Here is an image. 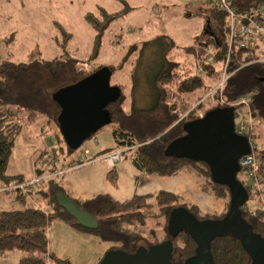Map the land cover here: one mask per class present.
<instances>
[{
    "label": "trees",
    "instance_id": "obj_1",
    "mask_svg": "<svg viewBox=\"0 0 264 264\" xmlns=\"http://www.w3.org/2000/svg\"><path fill=\"white\" fill-rule=\"evenodd\" d=\"M200 3L198 12L207 19L204 38H198L194 45L183 48L176 55L171 48L164 52L162 66L154 78V106L144 110L133 109L128 113L123 107L124 90L121 85L117 86L122 89L120 100L107 108L109 125L114 124L112 134L116 146L100 155L121 152V160L128 158L138 168L139 183L144 182L147 176L169 177L186 169L203 180L206 190L226 201L225 212L217 217L204 216L195 204H187L176 194L167 191H160L155 197L136 195L125 202H119L105 193L90 199L77 197L57 179L63 171L60 172L57 161L52 159L53 166L47 173L49 177L42 180L46 189L39 190L40 197L47 201L49 208L43 209L26 203L24 210L0 212V257L18 252L22 254L19 264H72L69 260L58 258L49 250L48 229L54 221L61 220L77 232L110 243L109 251L121 249L134 254L139 247L149 249L151 245L170 240L174 246L172 264H182L195 255L197 245L184 232L175 238L169 235L171 210L183 206L200 220H217L227 216L231 200L230 190L213 182L209 166L204 162L179 160L166 155L171 142L185 135L184 125L198 120L199 110H212L216 96L210 101L201 100L221 81L225 59L229 54L225 37L228 32L227 14L217 6L203 10L204 0H200ZM232 3L241 12L264 7V0H232ZM99 8V12L85 16L95 32L93 55H98L107 30L122 15L118 11L110 13L106 8ZM63 36L66 41L71 40L73 34L63 31ZM14 37L15 34L7 41H13ZM206 49L211 50L213 57L210 61L206 60ZM67 56L46 60L37 47L29 53L25 62L0 63V180L9 182L16 178L8 176L6 170L15 142L23 128L10 107L23 109L31 117H44L48 124L54 125L59 131L61 107L57 97L63 90L93 76L91 72L78 67L75 57ZM259 57L258 48L233 47L231 65L228 68L231 77L225 82L223 95L227 103L234 104L240 97L252 94V114L261 120L259 126H264V61H259ZM93 58L95 57L92 56L91 59ZM123 66L124 64L117 67L107 66L100 70L109 69L113 73ZM197 102L201 104L198 105ZM256 128L254 136L258 141L256 135L259 129ZM95 143L97 144V139ZM88 149L89 147L86 150ZM257 150L259 151V147ZM68 151L73 153L76 150L68 146ZM259 152L264 157V150L260 149ZM115 166L107 174V179L113 184L118 182ZM262 168L264 169V165ZM239 174L238 179L242 183ZM262 182L264 183V178ZM22 183L23 180L18 178L17 184ZM25 191L27 192L10 188L7 193H14L15 199L24 203L29 198L27 195H31L28 188ZM59 194L65 195L81 210L94 215L99 228L87 230L78 224L59 206ZM242 214L254 231L264 239V212L257 209L250 214L242 209ZM212 256L216 264H251L242 244L230 235L218 238L212 243Z\"/></svg>",
    "mask_w": 264,
    "mask_h": 264
},
{
    "label": "rangeland",
    "instance_id": "obj_2",
    "mask_svg": "<svg viewBox=\"0 0 264 264\" xmlns=\"http://www.w3.org/2000/svg\"><path fill=\"white\" fill-rule=\"evenodd\" d=\"M200 6V0H0V63L25 62L29 53L39 47L46 60L67 55L75 57L78 67L93 76L102 71V67L124 64L111 75V86L121 85L124 90V110L131 113L133 109H150L154 106L156 92L154 78L162 66L164 52L171 48L176 55L183 48L194 45L198 38H204L207 19L198 12ZM99 7L122 15L107 30L98 55H93L95 32L85 16L99 12ZM63 31L72 33V39L65 41ZM14 34L13 41L8 42ZM92 56L95 58L91 59ZM10 110L23 128L6 170L8 176L16 178L9 182L0 180V184L12 187L21 178L22 185L28 184L31 198L41 205H46L47 201L40 197L39 190L46 189L42 180L49 177L52 159L57 161L62 172L70 165L69 160L88 147H94L95 139L100 140L99 145L115 147L114 124L99 130L78 150L69 153L60 130L48 124L44 117H31L18 107H10ZM258 129L256 137L260 151L264 150V126H258ZM123 160L131 164L130 159ZM67 176L61 173L57 179L69 189ZM74 178L78 179V172ZM118 179L122 180L125 193L131 191L133 197L139 193H150L155 197L164 189L181 195L187 204H195L204 216L217 217L225 212L226 201L206 190L203 180L186 169L169 177L147 176L142 183L136 180V186L132 188L126 174L122 173ZM31 182L33 185L29 186ZM111 184L119 189L118 184ZM115 189L112 192L117 195ZM120 195L124 196V193ZM1 197L0 207L4 208L8 204L24 210L26 203L31 202V198L24 203L16 200L14 193L0 192ZM3 204L6 205L1 206ZM252 206L259 209L255 197ZM21 257L18 252L8 253L0 257V264H19Z\"/></svg>",
    "mask_w": 264,
    "mask_h": 264
},
{
    "label": "water",
    "instance_id": "obj_3",
    "mask_svg": "<svg viewBox=\"0 0 264 264\" xmlns=\"http://www.w3.org/2000/svg\"><path fill=\"white\" fill-rule=\"evenodd\" d=\"M111 71L102 70L90 79L63 90L57 100L61 107L60 132L66 144L77 150L90 137L109 125L107 108L120 100L122 89L111 86ZM264 82V80H262ZM233 107L214 108L198 120L184 125L185 135L168 146L166 155L188 159L209 166L213 182L230 190L229 211L225 218L200 220L187 208L171 210L168 233L175 238L188 234L196 243L195 255L182 264H216L212 243L232 236L251 259V264H264V239L243 217L242 207L249 201L245 186L238 179L239 160L249 155V140L235 133ZM59 206L87 230L98 229L94 215L81 210L65 195L57 196ZM174 246L170 240L139 247L129 254L121 249L107 252L99 264H172Z\"/></svg>",
    "mask_w": 264,
    "mask_h": 264
},
{
    "label": "built area",
    "instance_id": "obj_4",
    "mask_svg": "<svg viewBox=\"0 0 264 264\" xmlns=\"http://www.w3.org/2000/svg\"><path fill=\"white\" fill-rule=\"evenodd\" d=\"M219 7L228 16L227 26L228 32L226 34V40L228 43L229 54L226 57V61L222 70V79L217 85L213 86L206 97L201 100H212L215 96L213 102V108H224L233 107L234 117H235V133L238 136L244 137L249 140L250 153L247 156L242 157L239 160L241 165V180L243 186L247 189L249 201L242 207L245 211L251 212L255 211L252 206V201L255 199L258 202V210L264 212V196L262 193L263 185L262 179L264 176V157L261 156L260 152L257 150V141L254 136V131L257 129L261 123L260 119H257L252 114L251 100L252 94H246V96L240 97L234 104H229L226 102L223 95V90L225 82L231 77L228 72V68L231 65V53L233 47L239 48H258L260 51L259 61H264V7H258L253 11H239L234 7L232 0H204L202 9L208 10L211 7ZM211 50L206 49V60L210 61L212 59ZM202 71V67L199 68ZM199 102L198 105L201 104ZM211 111V110H209ZM207 111L203 109L197 112V119H201L206 115ZM121 152H112L107 155V162L110 168L115 166L121 161ZM31 182L29 186H32ZM28 185H13V190H23L27 189Z\"/></svg>",
    "mask_w": 264,
    "mask_h": 264
},
{
    "label": "crops",
    "instance_id": "obj_5",
    "mask_svg": "<svg viewBox=\"0 0 264 264\" xmlns=\"http://www.w3.org/2000/svg\"><path fill=\"white\" fill-rule=\"evenodd\" d=\"M99 143L100 140L97 139V144L94 143V147H89V149L86 151L83 150L80 154H77L75 157L69 160V163H73V165H68L63 171L64 175L69 176H67L69 190L75 196L84 199H90L91 197L101 195V193L109 194L119 202H125V200L131 199L133 197V193L131 191L129 193H125L124 185L123 183H120V181H122L121 179H117V188H119L118 190H116L110 181L107 180L106 173L110 170L107 162V155H100V153L110 150L114 146L104 144L99 145ZM96 145L99 146L97 147ZM115 168H117L118 171V178L122 173H124L131 180L130 187L132 188L136 186L137 177L140 175L138 168L134 167L132 164L124 162V160H121L119 163H117ZM75 172H78V179L74 178ZM12 187L7 185L3 186L0 184V192H7ZM113 188L116 190L117 195L119 192L118 196L113 194ZM161 191L167 190L162 189ZM121 192L124 193V196L120 195ZM167 192H172L182 198L181 195L173 191ZM138 195L154 196V194L150 193H139ZM29 196V198H31L32 195ZM0 201L2 202V197L0 198ZM43 201L46 202L45 200ZM29 203L40 206L43 209L49 208L48 203H45L46 205H41L38 203V201L35 202L33 197ZM4 205L6 204L1 206ZM0 208V212H14L23 210L20 207L12 208L8 204L7 207ZM48 237L50 252L55 254L60 259L69 260L72 264H99L111 247L110 243H104L95 236H89L71 229L61 220H56L53 222V224L48 229Z\"/></svg>",
    "mask_w": 264,
    "mask_h": 264
}]
</instances>
